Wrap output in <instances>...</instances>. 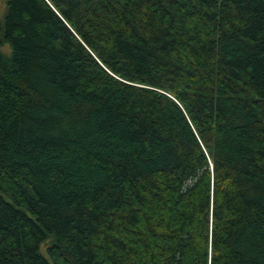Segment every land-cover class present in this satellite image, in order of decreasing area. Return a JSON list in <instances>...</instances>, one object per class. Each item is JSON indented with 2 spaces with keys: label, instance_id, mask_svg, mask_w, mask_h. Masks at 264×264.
Segmentation results:
<instances>
[{
  "label": "trees",
  "instance_id": "16d2710c",
  "mask_svg": "<svg viewBox=\"0 0 264 264\" xmlns=\"http://www.w3.org/2000/svg\"><path fill=\"white\" fill-rule=\"evenodd\" d=\"M5 5L0 264H264V0Z\"/></svg>",
  "mask_w": 264,
  "mask_h": 264
},
{
  "label": "rangeland",
  "instance_id": "374dc122",
  "mask_svg": "<svg viewBox=\"0 0 264 264\" xmlns=\"http://www.w3.org/2000/svg\"><path fill=\"white\" fill-rule=\"evenodd\" d=\"M5 11H6V5H5V0H0V21L3 22V18H4V15H5ZM2 52L5 54V55H9L10 54V49L8 46H3L1 48Z\"/></svg>",
  "mask_w": 264,
  "mask_h": 264
}]
</instances>
